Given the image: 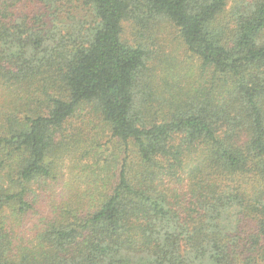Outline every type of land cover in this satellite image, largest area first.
<instances>
[{
	"label": "trees",
	"instance_id": "obj_1",
	"mask_svg": "<svg viewBox=\"0 0 264 264\" xmlns=\"http://www.w3.org/2000/svg\"><path fill=\"white\" fill-rule=\"evenodd\" d=\"M102 125L117 172L59 204ZM0 264H264V0H0Z\"/></svg>",
	"mask_w": 264,
	"mask_h": 264
},
{
	"label": "rangeland",
	"instance_id": "obj_2",
	"mask_svg": "<svg viewBox=\"0 0 264 264\" xmlns=\"http://www.w3.org/2000/svg\"><path fill=\"white\" fill-rule=\"evenodd\" d=\"M75 8L77 14H88V9L80 3H76ZM164 41L166 44L165 51L172 62L184 61L186 66L192 62L197 66L198 60L196 58L193 61L187 58L183 43L179 40L171 42L169 37H166ZM167 80L170 78L166 77ZM87 137L86 141L74 145L70 150L71 154L69 151L63 158L60 155L56 158L59 166L57 172L59 180L56 189L60 197L58 199L59 204L62 199L73 200L78 205L77 208H80L84 201L95 197L99 199L100 191L103 192L102 178L109 174L110 170L112 174L116 173L120 166L119 162L124 157L120 151L118 140L112 138L108 126L102 125L92 129L88 132ZM52 194L50 192L48 198ZM48 198L47 205L49 203ZM43 204H45L44 200ZM86 206L84 205V208Z\"/></svg>",
	"mask_w": 264,
	"mask_h": 264
}]
</instances>
